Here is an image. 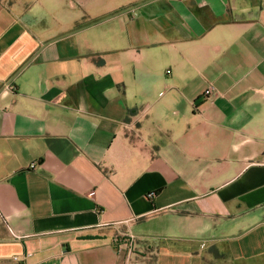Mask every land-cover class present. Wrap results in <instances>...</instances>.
Returning a JSON list of instances; mask_svg holds the SVG:
<instances>
[{
	"label": "crops",
	"instance_id": "0c3cea01",
	"mask_svg": "<svg viewBox=\"0 0 264 264\" xmlns=\"http://www.w3.org/2000/svg\"><path fill=\"white\" fill-rule=\"evenodd\" d=\"M216 255L264 264V0H0V264Z\"/></svg>",
	"mask_w": 264,
	"mask_h": 264
},
{
	"label": "built area",
	"instance_id": "2783aa9c",
	"mask_svg": "<svg viewBox=\"0 0 264 264\" xmlns=\"http://www.w3.org/2000/svg\"><path fill=\"white\" fill-rule=\"evenodd\" d=\"M214 93V88L212 86H208L204 91V96L209 97ZM35 164H31V167H33ZM14 264H21L20 259L17 256L13 257Z\"/></svg>",
	"mask_w": 264,
	"mask_h": 264
},
{
	"label": "rangeland",
	"instance_id": "374dc122",
	"mask_svg": "<svg viewBox=\"0 0 264 264\" xmlns=\"http://www.w3.org/2000/svg\"><path fill=\"white\" fill-rule=\"evenodd\" d=\"M211 264H224V258L221 256H214V260Z\"/></svg>",
	"mask_w": 264,
	"mask_h": 264
},
{
	"label": "trees",
	"instance_id": "16d2710c",
	"mask_svg": "<svg viewBox=\"0 0 264 264\" xmlns=\"http://www.w3.org/2000/svg\"><path fill=\"white\" fill-rule=\"evenodd\" d=\"M96 62H97L98 64H100L102 61H101V60H97Z\"/></svg>",
	"mask_w": 264,
	"mask_h": 264
}]
</instances>
